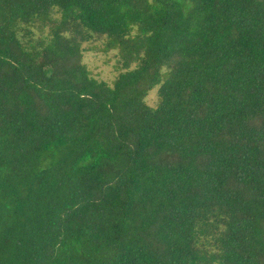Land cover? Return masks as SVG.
<instances>
[{
	"label": "trees",
	"instance_id": "1",
	"mask_svg": "<svg viewBox=\"0 0 264 264\" xmlns=\"http://www.w3.org/2000/svg\"><path fill=\"white\" fill-rule=\"evenodd\" d=\"M0 264H264V0H0Z\"/></svg>",
	"mask_w": 264,
	"mask_h": 264
},
{
	"label": "rangeland",
	"instance_id": "2",
	"mask_svg": "<svg viewBox=\"0 0 264 264\" xmlns=\"http://www.w3.org/2000/svg\"><path fill=\"white\" fill-rule=\"evenodd\" d=\"M88 50L83 55V63L90 75L111 84L119 73V62L116 50L105 51L103 43L98 42L87 46ZM155 91H152L146 101L149 106H154Z\"/></svg>",
	"mask_w": 264,
	"mask_h": 264
}]
</instances>
